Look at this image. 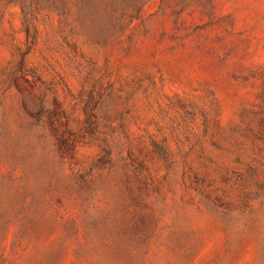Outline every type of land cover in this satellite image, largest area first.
Segmentation results:
<instances>
[{
    "label": "rangeland",
    "instance_id": "obj_1",
    "mask_svg": "<svg viewBox=\"0 0 264 264\" xmlns=\"http://www.w3.org/2000/svg\"><path fill=\"white\" fill-rule=\"evenodd\" d=\"M125 8L101 27L41 10L30 54L73 139L93 143L78 162L98 159L104 139L114 148L89 200L54 139L20 128L7 73L26 35L20 5L0 0V264H264V0ZM51 176L64 186L12 212Z\"/></svg>",
    "mask_w": 264,
    "mask_h": 264
},
{
    "label": "trees",
    "instance_id": "obj_2",
    "mask_svg": "<svg viewBox=\"0 0 264 264\" xmlns=\"http://www.w3.org/2000/svg\"><path fill=\"white\" fill-rule=\"evenodd\" d=\"M9 3H16L21 7L22 31L26 35V48L18 46L15 52V58L10 62L8 68V81L10 88H15L19 97L20 110L24 117L20 128L27 131L28 137L39 136L45 140L47 137L54 139V146L58 154L60 163L70 165L72 176L78 177L79 193L85 194V187L88 190L89 200L94 197L95 189L92 188V177L96 171L101 168L102 164L114 161V148L108 139H104L100 157L93 161L89 166L82 165L78 162L79 147L93 144L92 141L82 139L76 141L73 139V133L69 128L67 119V108L57 86L47 85L44 80V74L35 68L30 61V54L38 44L39 29L37 26L38 13L41 10H50L58 15H67L75 10L80 22L93 27H101L113 23L120 10L125 14L126 6L131 0H8ZM137 5V3L135 4ZM136 17L135 15H131ZM45 84V86H43ZM87 116L86 124L88 132L94 134L98 130L97 114L85 109ZM32 134V135H31ZM10 148L11 143H6ZM9 145V146H8ZM15 146V144H14ZM13 146V148H14ZM258 181H260L258 171L255 172ZM55 177L51 176L44 195L38 194L31 190L33 201L27 204V197L20 194L21 208L13 207L12 212L21 211L27 206H42L46 194H52L53 190H60L64 184L55 182ZM69 189V186H68ZM60 198V197H59ZM14 200V199H13ZM12 200V201H13ZM47 200V199H46ZM211 200V199H210ZM3 207V206H2ZM1 207V208H2ZM20 209V210H19ZM52 209V208H49ZM31 220L37 218L44 220L46 212H36L28 216Z\"/></svg>",
    "mask_w": 264,
    "mask_h": 264
}]
</instances>
